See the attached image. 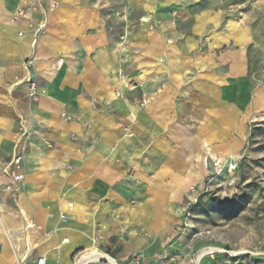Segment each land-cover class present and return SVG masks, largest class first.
<instances>
[{"label":"crops","instance_id":"crops-1","mask_svg":"<svg viewBox=\"0 0 264 264\" xmlns=\"http://www.w3.org/2000/svg\"><path fill=\"white\" fill-rule=\"evenodd\" d=\"M113 1L0 0L5 12L38 4L27 18L0 23V195L10 182L2 158L19 140V117L29 133L18 209L0 214V264H129L135 257L153 264L166 253L163 236L173 223L156 220L174 209L163 183L181 154L146 109L124 98L110 111L85 102L107 95L122 67L148 89L155 79L163 108L184 87L207 113L211 91L198 89L207 79L190 53L198 33H211L212 17L195 15L191 36L179 40L171 11L197 0H121L119 12ZM30 24L41 25L37 34ZM158 54L162 61L152 62ZM28 76L39 85L35 100L26 95ZM64 111L77 119L64 120ZM126 128L146 138L128 139Z\"/></svg>","mask_w":264,"mask_h":264},{"label":"rangeland","instance_id":"rangeland-1","mask_svg":"<svg viewBox=\"0 0 264 264\" xmlns=\"http://www.w3.org/2000/svg\"><path fill=\"white\" fill-rule=\"evenodd\" d=\"M121 3L113 1L117 12ZM202 14L211 15L212 31L196 35L190 58H195L197 74L207 79L198 89L211 91L207 113L200 97L187 95L184 87L163 108L155 95L156 80H150L148 89L122 67L111 75L114 83L107 95L85 103L110 111L116 98H124L146 109L149 121L160 124L159 133L173 141L181 154L180 162L169 167L174 174L163 183L165 198L174 209L163 211L156 223L173 225L163 236L165 255L153 264H264V0H197L178 5L171 16L179 40L191 36V27L198 22L193 17ZM176 54L175 60L181 62L184 57ZM162 57L158 54L152 62L159 63ZM61 117L77 119L66 111ZM18 131L19 140L10 154L1 157L10 180L14 151H22L23 159L28 153L29 133L20 117ZM126 137L146 138L130 130ZM5 187L0 214L7 206L18 209L19 190ZM83 252L78 251L74 260ZM133 261L152 264L142 257L129 264Z\"/></svg>","mask_w":264,"mask_h":264},{"label":"built area","instance_id":"built-area-1","mask_svg":"<svg viewBox=\"0 0 264 264\" xmlns=\"http://www.w3.org/2000/svg\"><path fill=\"white\" fill-rule=\"evenodd\" d=\"M38 9V4H26V5H19L16 6L13 10L5 12L2 7L0 6V23H15L19 19L27 18L30 14L36 12ZM41 25L34 26L30 24V28L35 30V33L39 31ZM34 61V57H30L26 59L25 64L31 65ZM61 64V60L57 61V66ZM26 86H27V96L30 99H35L38 95V83L33 77H26ZM23 153L22 151H14L11 162H10V176L11 180L6 185L7 190L17 191L18 184L21 182L23 174L21 172V165H22ZM193 190V188L191 189ZM62 219H65V216L61 215ZM27 226H32L33 222L30 220L26 221ZM20 264V261L18 262ZM37 264H43V259H38ZM132 264H138L137 261H133Z\"/></svg>","mask_w":264,"mask_h":264},{"label":"bare ground","instance_id":"bare-ground-1","mask_svg":"<svg viewBox=\"0 0 264 264\" xmlns=\"http://www.w3.org/2000/svg\"><path fill=\"white\" fill-rule=\"evenodd\" d=\"M210 250H213L212 248L210 249ZM87 253V252H86ZM102 254V253H101ZM94 255H96V256H100L98 253H92L91 255H85L84 257H86V258H92V256H94ZM95 257V256H94ZM199 258V257H198ZM198 260V259H197ZM80 262H82V261H80Z\"/></svg>","mask_w":264,"mask_h":264},{"label":"water","instance_id":"water-1","mask_svg":"<svg viewBox=\"0 0 264 264\" xmlns=\"http://www.w3.org/2000/svg\"><path fill=\"white\" fill-rule=\"evenodd\" d=\"M177 259L181 260L182 259V255H178Z\"/></svg>","mask_w":264,"mask_h":264}]
</instances>
